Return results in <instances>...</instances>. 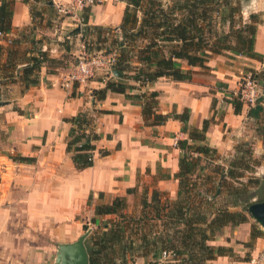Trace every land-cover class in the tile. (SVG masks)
I'll list each match as a JSON object with an SVG mask.
<instances>
[{"label": "crops", "instance_id": "0c3cea01", "mask_svg": "<svg viewBox=\"0 0 264 264\" xmlns=\"http://www.w3.org/2000/svg\"><path fill=\"white\" fill-rule=\"evenodd\" d=\"M124 8L123 1L102 0L90 7L87 24L117 28ZM29 21V5L13 0L11 30L7 33L11 40L19 37L21 31L17 30ZM0 43L11 44L2 39ZM254 45L263 59L226 52L213 54L205 67L178 61L182 68L191 69L189 80L161 77L139 86L120 72V76H112L125 80L130 87L128 94L158 92V112L171 117L156 125L145 123L139 100L114 91H107L102 99L93 95V90L104 88L111 76L61 87L72 63L54 73L42 67L38 83L25 90L19 81L9 83L0 78L1 91L6 93L0 100V264H53L57 245L76 240L84 221L95 216V206L110 203L116 196L126 198L130 211L134 209L130 202H140L146 191L148 199L157 190L162 200L176 201V173L183 154L177 142H191L189 128L199 129L205 120L203 142L217 155H199L200 165L224 164L225 159L235 156L236 146L247 141L257 156L263 155L258 175H264V112L251 117L250 106L241 104L235 112L232 103L242 77L250 70H264V25L258 26ZM43 49L53 57L63 53L60 48ZM261 104L264 107V100ZM184 110L188 113L187 129L175 117ZM79 112L91 118L92 130L99 135L93 142L92 164L84 168H77L66 152L70 129L66 119ZM129 189L133 191L127 192ZM253 222L248 216L243 223L216 231L210 244L229 251L217 256L213 264H252L256 260L264 250V229L257 224L262 233L251 239ZM151 260V255L138 257L137 264ZM256 264H264V260Z\"/></svg>", "mask_w": 264, "mask_h": 264}, {"label": "trees", "instance_id": "16d2710c", "mask_svg": "<svg viewBox=\"0 0 264 264\" xmlns=\"http://www.w3.org/2000/svg\"><path fill=\"white\" fill-rule=\"evenodd\" d=\"M33 1H43L46 7L53 9L54 4H50V0ZM120 1L125 2V8L117 28L92 25L91 29L96 30L97 42L103 41L107 36L119 34L118 38L113 39L116 47L109 50L116 54L112 68L120 72L124 79L135 80L139 86L161 77L175 81L189 80L191 69L182 68L178 61H185L188 66L205 67L213 54L232 52L255 59L262 57L254 51L256 21L252 18L242 21L240 6L232 0ZM23 2L29 5L32 15L33 8L29 0ZM12 4L13 0H0V31L5 34L11 30ZM89 12L90 6H87L83 8L81 15L86 29L90 27L87 24ZM138 40L143 43L135 46ZM1 50L2 48L0 52ZM24 53L25 61L16 59L15 50L5 61L0 62V78L10 79L9 82L19 81L22 90L38 83L42 67L45 66L49 73H54L69 64L64 56L53 57L43 48H30ZM19 64L23 66L18 67ZM127 71H133V74L128 75ZM250 73L253 77L256 74L258 87L264 92V70L257 73L250 70ZM128 88L130 87L125 80L112 77L106 80L104 88L93 90V95L102 99L107 91H114L139 100L142 115L148 125L162 124L171 117L170 114L158 112L157 91L133 95L127 93ZM263 100L264 95L255 105L250 106L249 116L258 117L264 112L261 104ZM232 103L235 112H238L241 103L236 97L232 99ZM175 117L187 129V110ZM66 121L70 122L66 152L77 168L90 166L92 160L89 158L95 148L93 142L99 138L92 130L91 118L84 112H79ZM206 129L205 120L201 128H189L191 142H177L183 154L176 173L179 180L176 201L162 200L161 193L157 190H153L148 199L146 191L140 198L139 219L128 215L129 205L122 196L114 197L110 203L95 206V216L90 221L94 224L105 221L97 227L102 228V231L97 230L89 237L91 245L85 242L89 264H118L120 256L125 259L129 251H132L130 254L135 253V256L156 257L162 250H170L174 254L170 260L177 264H213L212 261L217 256L229 251L223 246L210 244V241L214 240L216 231L221 227L238 225L248 220L244 212L246 207L255 201L264 200V178L256 177L251 180L248 177V183L242 180L244 173L251 170L249 159L252 145L247 141L240 142L235 148V156L225 159L224 164H213L207 174H199V170L209 167L199 164V155H217L214 148L203 142ZM261 133L264 139V125ZM200 175L205 176L202 182H199L202 178ZM251 181L256 184L253 190L249 185ZM130 191L133 189L127 190ZM253 198L256 200H252ZM105 215L111 217L103 219ZM113 216L117 219H112ZM132 221L139 224L130 230L128 226ZM151 221L160 222L158 229H151L156 226H151ZM261 233L257 226L251 225V239Z\"/></svg>", "mask_w": 264, "mask_h": 264}, {"label": "rangeland", "instance_id": "374dc122", "mask_svg": "<svg viewBox=\"0 0 264 264\" xmlns=\"http://www.w3.org/2000/svg\"><path fill=\"white\" fill-rule=\"evenodd\" d=\"M235 4L240 6L241 15H242V21H248L251 20V18L256 21L257 28L259 25H264V6L258 5L260 7V11H250L249 15L247 17L243 14V7L246 5L249 0H232ZM63 2V3H62ZM62 2H58L57 4H61V6H65L66 12H59L57 10L56 4L53 5V9L50 10L48 7H46L45 3L43 1L41 2H34L33 0H29V4L32 6V15L30 11V16H32L31 21L25 26H23L21 29L17 31H21L18 38L20 39H14L10 45H0V48H2L0 52V62H3L6 60L7 56L11 55V52L16 50V59L19 61H25V53L24 51L30 48H60L63 53H61L60 56H64V60H67L68 63L74 64L78 56H89V55H95L99 53H106L109 50H112L115 48V44L113 42L114 38H118L119 34L116 36H107L106 39H103V41L97 42L96 41V30L91 29L92 24L88 23L89 29H86V25L82 22L81 15L82 11H77L74 9L73 5L70 3L69 0H62ZM102 0H95L93 5L100 4ZM93 5H90L92 7ZM85 8V7H84ZM112 26V25H110ZM79 27L77 31L74 29ZM78 32V33H74ZM104 36L106 33L103 31ZM20 40V41H19ZM143 43L142 40H138L135 42V46L141 45ZM1 44V43H0ZM255 47V45H254ZM96 48H100L97 50ZM110 52V51H109ZM49 54H51L49 52ZM14 56V55H13ZM263 57V55H262ZM260 57L259 59H263ZM98 77H107V74L104 72L98 73L96 76ZM254 77L256 78V74L254 73ZM10 79L6 80L9 82ZM2 81H0L1 85ZM10 83V82H9ZM0 88V100L6 98L5 92L1 91ZM254 149L252 148L249 164L251 167V170L249 172H245L244 177L242 178L243 181H246L248 183V177H251V180L254 178H261L264 177V175H258L259 171L261 169V161L263 159L262 157L254 155ZM202 165V164H201ZM207 166V165H202ZM211 169V166L205 167L204 170H199V174H207ZM258 172V173H257ZM215 176V174H214ZM202 177L199 182H202V179L205 178L204 175H200ZM250 187L255 189L256 184L251 181L249 182ZM222 199V198H221ZM220 200V199H219ZM253 200V199H252ZM130 206H133V210H127L128 215L132 218L139 219L141 215L140 210V202H130ZM130 212V213H129ZM246 213V211L244 210ZM246 215H248L246 213ZM249 216V215H248ZM109 218V217H108ZM106 219V218H105ZM112 219H117L116 216H113ZM105 220H102L101 223H92L89 218H87L84 222V225H86V228H80L79 235L86 230H89L86 242H88L91 245V240H89L90 236H93V234L98 230L102 231V228H97L102 225V223ZM253 224L255 226L257 225V221L253 219ZM153 226L156 224V226H153L151 229L156 230L158 229V224L160 222L158 221H151L149 222ZM139 223H136L134 221L131 222V225H129V229L136 228L135 226H138ZM260 226V225H259ZM261 227V226H260ZM263 228V227H261ZM264 229V228H263ZM126 242V241H125ZM56 245V244H55ZM57 249V248H56ZM130 253L132 251H129ZM55 253V251H54ZM53 253V254H54ZM128 253L127 256L125 255V259H118L117 263L119 264H137L138 257H149V255L146 256H135V253L130 254ZM161 252L158 256L152 257L151 261H148V264H177L174 263L173 260L169 259H163L160 257ZM53 264L55 262V254L53 255ZM49 264V262H48Z\"/></svg>", "mask_w": 264, "mask_h": 264}, {"label": "built area", "instance_id": "2783aa9c", "mask_svg": "<svg viewBox=\"0 0 264 264\" xmlns=\"http://www.w3.org/2000/svg\"><path fill=\"white\" fill-rule=\"evenodd\" d=\"M73 5L74 9L77 11L83 10L84 7L93 5L95 0H69ZM57 10L59 12H66V7L61 6V4H56ZM0 38L5 43H10L11 38L8 34L0 31ZM115 52L110 51L106 53H99L95 55L89 56H78L77 61L72 64L69 71L66 75H64L63 79L60 82L61 87L63 88H72L75 85L81 86L87 84V82L93 79L98 73L101 71L106 73L109 77L113 76V64L115 61ZM264 95L258 84L253 77V75L248 72L246 73L240 83L237 91L234 93V97L238 99V101L242 105L253 106L256 102ZM89 159H93V155L90 156ZM174 254L170 250H162L161 258L163 259H171ZM264 260V250L259 253L256 258V262H260Z\"/></svg>", "mask_w": 264, "mask_h": 264}, {"label": "water", "instance_id": "95a60500", "mask_svg": "<svg viewBox=\"0 0 264 264\" xmlns=\"http://www.w3.org/2000/svg\"><path fill=\"white\" fill-rule=\"evenodd\" d=\"M79 27L75 29L77 31ZM121 74L113 70V76ZM246 213L257 221L264 228V200L256 201L245 209ZM89 230L83 232L76 240L72 242L59 243L55 253L54 264H89L88 251L85 246V239Z\"/></svg>", "mask_w": 264, "mask_h": 264}, {"label": "clouds", "instance_id": "9594fccd", "mask_svg": "<svg viewBox=\"0 0 264 264\" xmlns=\"http://www.w3.org/2000/svg\"><path fill=\"white\" fill-rule=\"evenodd\" d=\"M258 5L264 6V0H249V2L244 5L242 11L245 17L249 15L250 11H260V7ZM252 264H256L255 258L253 259Z\"/></svg>", "mask_w": 264, "mask_h": 264}]
</instances>
